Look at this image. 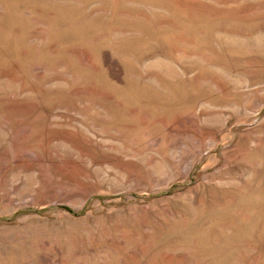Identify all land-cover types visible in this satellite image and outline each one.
<instances>
[{"label":"rangeland","instance_id":"1","mask_svg":"<svg viewBox=\"0 0 264 264\" xmlns=\"http://www.w3.org/2000/svg\"><path fill=\"white\" fill-rule=\"evenodd\" d=\"M0 264H264V0H0Z\"/></svg>","mask_w":264,"mask_h":264}]
</instances>
